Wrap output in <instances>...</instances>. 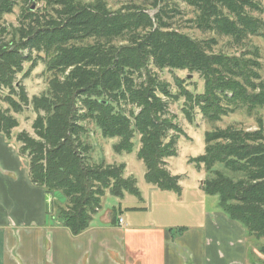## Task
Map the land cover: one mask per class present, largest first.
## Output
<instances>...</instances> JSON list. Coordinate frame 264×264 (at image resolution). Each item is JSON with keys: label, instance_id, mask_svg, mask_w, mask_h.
Returning a JSON list of instances; mask_svg holds the SVG:
<instances>
[{"label": "trees", "instance_id": "obj_1", "mask_svg": "<svg viewBox=\"0 0 264 264\" xmlns=\"http://www.w3.org/2000/svg\"><path fill=\"white\" fill-rule=\"evenodd\" d=\"M121 1V0H120ZM44 2L33 10L30 3ZM17 26H5L17 0H0V134L7 140L19 127L11 112L32 108L33 134L19 132L15 142L29 161L31 182L47 194L61 193L55 204L61 225L78 236L101 210L108 194L123 199L139 196L137 180L126 177L125 164H95L84 141L86 123L93 122L104 138H119L118 154L132 153L145 165V181L162 191L181 192L179 175L167 160L178 155L185 133L170 106L183 97L192 122L198 109L215 123L247 107L264 108L261 64L249 53H215L217 38L195 39L187 27L229 39L239 48L253 37L264 41V6L255 0H124L113 9L109 0H27ZM190 10V11H188ZM155 12L154 14H151ZM193 18L185 19L188 14ZM182 23V22H181ZM179 25V26H178ZM43 61L52 74L48 89L28 97L18 76L28 78ZM25 64H30L25 70ZM188 71L204 81V91L173 93L161 73ZM8 94L2 96L1 93ZM205 151L191 162L203 169L206 195L218 196L224 213L242 224L255 240H264V130L229 126L205 133ZM223 168L238 178L218 170ZM117 210L111 211L112 223ZM264 257V244L258 248ZM253 264H264V260Z\"/></svg>", "mask_w": 264, "mask_h": 264}, {"label": "crops", "instance_id": "obj_2", "mask_svg": "<svg viewBox=\"0 0 264 264\" xmlns=\"http://www.w3.org/2000/svg\"><path fill=\"white\" fill-rule=\"evenodd\" d=\"M203 181L180 179V193L148 184L146 194L118 200L114 223L109 210L74 236L55 215L66 198L35 186L15 139L0 134V264H253L255 239Z\"/></svg>", "mask_w": 264, "mask_h": 264}, {"label": "rangeland", "instance_id": "obj_3", "mask_svg": "<svg viewBox=\"0 0 264 264\" xmlns=\"http://www.w3.org/2000/svg\"><path fill=\"white\" fill-rule=\"evenodd\" d=\"M83 3H90L92 0H77ZM124 0H109V6L113 9H117L121 6ZM263 3L264 0H255ZM27 0H17V5L15 6L13 13L4 16L5 26H17L18 20L25 8L27 7ZM30 7L35 11L44 7V2L30 3ZM190 11V10H188ZM152 12L151 14H154ZM264 19V16H262ZM193 18V14H188L185 19ZM182 22V23H181ZM184 26L181 30L182 32L188 34L189 36L205 40L210 38H217V46L214 47L215 53H225L228 55L240 56L243 53H249L246 58H253L261 64V69L257 72L264 80V41L262 38L253 37L250 38L245 46L235 47L229 43L228 38L216 37L211 34H202L198 30L191 29L187 27L185 22L180 21L179 25ZM178 25V26H179ZM30 64H25V70L29 68ZM161 79L169 82L171 84V89L173 93H179V91L187 90L194 94H200L204 91V81L197 73H189L188 71H169L165 70L161 73ZM52 74L46 69L43 61L38 62L37 66L33 69L30 76L26 79L22 75L18 76L17 84L22 82L25 86L28 97L31 99L33 96H38L44 93L48 89L49 81ZM7 91L1 93L2 96L7 95ZM0 106L6 110L8 105L0 100ZM186 104L183 97L177 102H174L170 106L171 113L176 117V123L185 133L181 136L177 143L178 155L176 157L167 160L168 168L173 175H179L182 180V185L184 187H189L197 183L198 179L205 180L207 178L206 173L203 169H198L196 164L191 162L193 158H197L202 155L205 151V133L214 131L215 129H225L229 126H235L240 129L247 131H255L259 128V122L261 120L263 130H264V108H255L250 111L247 107L238 109L234 113H230L227 116L222 117L218 122L211 123L207 121L198 109H195L192 114V122H189L185 116ZM11 114L18 120L19 127L13 131V139L19 132L27 131L33 134L32 123L35 119V113L32 108H26L22 113L16 114L11 112ZM87 133L84 136V141L92 147L90 154L91 161L95 164H125L126 171L125 176H132L137 180V185L140 191L147 192L149 185L145 181L146 168L142 161L137 158V152L139 150V136L137 135L133 142L135 144L132 153H121L118 154L114 151V146L119 144V138H104L98 126L93 122H87L86 124ZM218 170L224 172L226 175L238 178V175H233L226 171L223 166H217ZM60 196V194H58ZM215 198V202L219 203L218 196H211ZM128 200L136 201L133 196H128ZM118 198L107 195L102 200V208L95 215L99 218L106 215L109 210L113 207L118 206ZM257 249L260 245L264 244V240H255ZM264 260V257L260 254V257L256 258L255 261Z\"/></svg>", "mask_w": 264, "mask_h": 264}, {"label": "built area", "instance_id": "obj_4", "mask_svg": "<svg viewBox=\"0 0 264 264\" xmlns=\"http://www.w3.org/2000/svg\"><path fill=\"white\" fill-rule=\"evenodd\" d=\"M122 222V220H120V223Z\"/></svg>", "mask_w": 264, "mask_h": 264}]
</instances>
